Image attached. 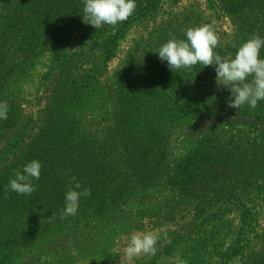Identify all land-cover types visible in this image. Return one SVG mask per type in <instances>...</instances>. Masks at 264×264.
Returning a JSON list of instances; mask_svg holds the SVG:
<instances>
[{"label":"rangeland","instance_id":"1","mask_svg":"<svg viewBox=\"0 0 264 264\" xmlns=\"http://www.w3.org/2000/svg\"><path fill=\"white\" fill-rule=\"evenodd\" d=\"M28 1L31 5L35 0ZM224 1L165 2L163 9L152 18L133 20L114 58L106 63L99 47L83 38L87 30L93 28L83 23V9L68 10V23L63 24V33L66 32L62 36L69 50L66 60L49 74L48 47L33 59L30 67H25L30 69L26 74L11 82L15 101L10 114L13 111L15 114L9 127L0 130V182L3 177L11 180L15 170L22 171L25 165L36 160L41 164V173L39 180L33 179L32 183L35 187L46 185L47 188L43 186V194L35 191L31 195H19V199L11 203L3 198L0 240L3 239L5 247L0 249V255L15 249L9 254L14 257L13 264H148L152 255L142 254L130 261L123 259L131 234L156 233L158 249L169 244L173 233L192 220L189 211L178 210L174 221L170 216L167 224L160 225L157 213L146 217L137 215L136 197L141 193L136 192V197L127 205L96 216L89 228L72 223V230H61V223L57 222L61 211L56 209L65 199L72 184L71 177L81 184L78 191L84 188H89L91 193L101 191L105 181L112 183V187L118 183L111 174L117 168L112 161L119 163L112 156L115 147V154L125 155L124 149L128 147L140 156L139 162L146 174L157 168L164 174L180 166L183 157L197 147L199 141H216L217 146L224 149L221 155H229L236 149L249 156L248 161L256 168V174L251 176L250 170L245 171L243 167L237 170L234 185L241 187L238 193L243 197V206L221 216L218 238L224 242L219 249L230 247L241 232L244 212L251 209L255 220L247 228V247L232 264L264 263V172L260 174L264 169L263 135L257 129H253V135H248L240 124L223 125L220 129L216 126L221 122L239 121L238 113L242 109L262 113L261 117L264 110L259 103L255 109L248 105L240 109L228 107L231 92L217 84L215 65L197 64L191 71L174 72L155 53L171 38L170 33L177 39H186L188 28L211 24L219 40L214 51L221 57L234 58L233 48L242 44V39L238 21L227 11ZM16 9L17 3L11 8L15 17L20 14ZM137 13L135 10L128 19ZM95 85L102 92L90 102L84 95ZM75 90L81 93L75 95ZM132 94L142 103L124 116L121 112ZM17 134L22 138L14 148ZM253 143L257 144L255 149ZM236 163L244 166V161ZM121 179L123 177L117 176V181ZM157 179L162 180V175ZM260 187L262 190H258ZM175 193L174 189L152 193L150 206L164 208L176 198ZM250 198L254 199L252 204ZM52 214H55L54 220L49 219ZM114 219L120 220L121 225L111 233L108 232L109 220ZM204 229L196 238L211 240L216 228L206 225ZM33 237L38 241L27 242ZM210 240L204 246V264L215 263L209 260L214 248V241ZM106 244L112 246L103 259ZM180 253L176 251L159 264H178L182 258Z\"/></svg>","mask_w":264,"mask_h":264},{"label":"trees","instance_id":"2","mask_svg":"<svg viewBox=\"0 0 264 264\" xmlns=\"http://www.w3.org/2000/svg\"><path fill=\"white\" fill-rule=\"evenodd\" d=\"M167 1L169 0H135V10L138 13L131 19L115 27L101 26L96 29L93 27L87 30L86 36L83 38L88 40L90 44L99 47L106 63L114 58L119 42L129 30L133 20L152 18L153 15L163 9V5ZM16 3V10L20 12L17 17L11 13V8ZM224 3L227 11L238 21L242 44L253 35L264 39V0H225ZM76 7L82 10L84 7L83 0H35L31 5L28 0H0V102L6 101L8 104L7 119H0V130H6L9 127V123L13 120L12 115L15 114L14 111L12 115L10 114L15 101V96L11 91L13 79L26 74L30 69H25V67H30L33 59L48 47L51 56L49 74L55 71L69 56L68 44L66 40H62V36L66 32L63 33L65 28L63 24L65 21L66 24L68 23V10ZM242 44H237L233 48L234 53L238 51ZM260 58L264 59V47L260 50ZM74 92L75 95L81 93L79 90ZM101 92L102 89L95 85L88 89L87 94L84 96L90 102H93V99L100 96ZM141 103L134 94L129 95L124 104L125 107L123 106L122 115L128 116ZM258 103L264 110V101H258ZM261 114L242 109L238 113L239 121L221 122L217 123L216 126L220 129L223 125L235 127L240 124L243 130L248 132V135H253V129H257L263 135L262 139H264V117H261ZM63 119V121L66 120ZM21 138L22 135L17 134L12 147H18ZM118 140L122 142L120 139ZM253 145L255 149L257 144L253 143ZM210 149L217 151V153L215 154ZM125 151V155L115 154L117 153L115 147V151L112 153L115 160L119 162L112 161L114 167L117 168L115 172L111 171L113 178L118 182L117 185L112 187V183L105 181L101 191L93 190L91 195L88 196L89 198H80L78 212L75 216H69L63 220L60 219V214L65 205L64 201L60 202L56 210L61 211L57 215V222L61 223V230H72V223L78 224L77 227L89 228L96 216L105 215L104 212L108 209L127 205L132 197H136V192H139L141 195L136 197L135 204L139 217L157 213L160 216L158 219H161L160 225H165L170 216L174 221L178 210L181 212H187L188 210L192 218L189 223H186V226L179 227L180 230L173 233V239L169 244L163 247L158 246L156 255L148 264H159L160 261L168 260L176 251H181L182 257L178 261L179 263L177 262L178 264H181L182 261H187V264H204L203 252L210 239L201 240L196 237H200L199 234L202 229L206 228V225H214V228H216V233L212 238L214 248H212L213 252L211 254L213 256L211 255L209 259L213 263L215 262L214 264H232L244 253L248 242L247 228L255 220V213L251 209L244 212L241 232L227 249L224 247L219 249L223 246L222 242L224 241L218 238L221 236L218 225L222 222L221 216L226 211L239 209L243 206V197L238 193L241 187L240 185H234V183L237 178V170L242 167L245 171L250 170L253 172L250 176L256 174V168L248 161L250 160L249 156L244 155V153L240 154L241 151L236 149L231 151L229 155H221L224 149L219 148L216 141H199L197 147L185 155L181 165L174 170L170 171L169 169L162 174V171L157 168L154 172L151 171L146 174L143 171L142 163L139 162L141 160L140 156H136L128 147L124 149ZM237 160L242 163L244 161V166L241 163H236ZM121 165L122 168H120ZM263 172L264 169L260 171V174H263ZM161 175L162 180H155ZM173 175L177 177H173ZM117 176L123 177V179L117 181ZM9 181V179L3 177L0 182V205L4 201L3 198L10 203L19 199V194L8 189ZM43 186L44 189L47 188L46 185L36 186V193L43 194ZM6 189H8L7 194H5ZM168 189H174L178 193V195L175 193V199L168 202L164 208L159 207L156 209L155 206H150L153 202L152 193ZM258 190H262V188L260 187ZM253 202L254 199L250 198L249 203L252 204ZM109 222V228L111 227V229L108 232L111 233L121 225L120 220L114 219L109 220ZM179 222L177 221V223ZM37 241L33 237L27 242L35 243ZM111 246L106 244L103 247V259H106ZM4 247V241L1 239L0 249ZM13 252L2 253L0 264H9L10 262L13 264L14 257L9 255Z\"/></svg>","mask_w":264,"mask_h":264},{"label":"clouds","instance_id":"3","mask_svg":"<svg viewBox=\"0 0 264 264\" xmlns=\"http://www.w3.org/2000/svg\"><path fill=\"white\" fill-rule=\"evenodd\" d=\"M83 23L95 29L103 25L115 27L125 22L134 13L135 0H83ZM170 39L159 47L158 53L161 61H166L169 70L178 71L187 69L191 71L197 64L203 67L215 65L216 81L218 85L226 87L231 92L228 107L240 109L247 104L255 109L258 101H264V59L260 58V50L264 47V39L253 35L244 42L232 56L221 57L214 50L219 40L211 24L188 28L186 39H177L171 33ZM8 104L0 102V119H7ZM41 164L33 160L22 169L15 170V178L11 179L8 189L19 195H31L36 191L34 180H39ZM72 184L65 193L64 209L60 219L75 216L78 212L80 198L91 195L89 188L81 189L76 178L71 177ZM74 185V186H73ZM5 194H7V190ZM55 214L49 218L54 220ZM158 236L154 232L133 233L124 249L125 261L142 254L156 255ZM181 264H187L182 261Z\"/></svg>","mask_w":264,"mask_h":264}]
</instances>
